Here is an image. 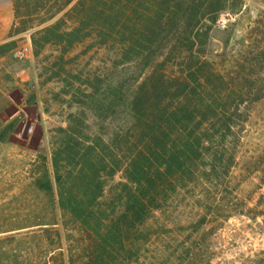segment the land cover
<instances>
[{
    "label": "rangeland",
    "instance_id": "obj_1",
    "mask_svg": "<svg viewBox=\"0 0 264 264\" xmlns=\"http://www.w3.org/2000/svg\"><path fill=\"white\" fill-rule=\"evenodd\" d=\"M65 1L12 0L19 15L13 28L25 29L21 32L31 37L33 29L58 20L62 31L75 28L80 18L70 12L74 0L64 5ZM224 12L231 17L219 25ZM196 27L191 52L173 50L168 56L167 48L158 60L168 56L164 71L180 78L189 65L207 61L222 78L220 97L239 95L231 105L238 116L228 138L230 167L219 177L200 173L199 180L180 185L167 205L138 226L143 237L135 240L122 264H264V0H208ZM90 40L75 42L66 51L63 43L48 45L32 57L37 79L28 97L34 100L22 109L13 106L0 113V254L8 256L0 264H94L92 236L70 221L48 224L55 216L59 219L58 211L34 185L43 157L50 168L58 128L67 126L70 114L81 108L75 101L76 88L91 90L88 83L69 77L73 85L63 93V79L68 74L89 81L106 79L118 58V50L108 46L86 49ZM258 90L262 91L257 99ZM14 98L19 102L21 93L15 91ZM85 110L88 132L104 138L114 132L113 123L98 125L93 112ZM204 161L208 165L209 156ZM123 180V170L106 178L102 198H111ZM204 213L206 223L198 228L196 221Z\"/></svg>",
    "mask_w": 264,
    "mask_h": 264
},
{
    "label": "trees",
    "instance_id": "obj_2",
    "mask_svg": "<svg viewBox=\"0 0 264 264\" xmlns=\"http://www.w3.org/2000/svg\"><path fill=\"white\" fill-rule=\"evenodd\" d=\"M207 1L74 0L70 12L80 18L75 28L61 31L60 20L44 28L43 43H63V51L87 37L88 50L95 46L118 50L106 79L89 81L75 74L63 79V93L73 85L69 77L88 83L91 90L76 88L75 101L81 108L57 130L51 169L43 157L34 179L47 204L59 214L48 224L63 220L82 227L92 236L94 264H122L135 240L143 237L138 226L167 205L180 185L199 180L200 173L219 177L230 167L228 138L238 116L231 105L239 95L220 97L222 78L207 61L189 65L182 78L164 71L173 50L194 48L198 17ZM14 9L17 18L16 5ZM31 39L33 46L39 45ZM167 48L169 55L158 60ZM261 91L255 92L257 99ZM87 108L96 124L113 123L114 132L107 138L88 132ZM120 170L124 180L111 198L103 199L106 178ZM207 215L196 221V227L205 225ZM2 253L0 262L8 257Z\"/></svg>",
    "mask_w": 264,
    "mask_h": 264
},
{
    "label": "crops",
    "instance_id": "obj_3",
    "mask_svg": "<svg viewBox=\"0 0 264 264\" xmlns=\"http://www.w3.org/2000/svg\"><path fill=\"white\" fill-rule=\"evenodd\" d=\"M50 23L33 29V31H36L32 37L29 32V42L31 45L29 54L22 62L11 63V60L14 59L12 57L13 48L27 40L24 36L26 31L17 32L13 28L16 23L12 0H0V113L3 112V108H13V106L22 109L34 100V96L28 97L29 87L33 83H36L37 79L35 69L31 66L32 57L38 56L42 52V49L48 45L59 44L53 40L43 43L41 39L47 33L44 28L50 25ZM22 37L24 38L23 40H21ZM31 38L39 41V45L33 46ZM40 75H42L41 72ZM15 91L21 93L19 102L14 98ZM37 99H39V96L36 97Z\"/></svg>",
    "mask_w": 264,
    "mask_h": 264
},
{
    "label": "built area",
    "instance_id": "obj_4",
    "mask_svg": "<svg viewBox=\"0 0 264 264\" xmlns=\"http://www.w3.org/2000/svg\"><path fill=\"white\" fill-rule=\"evenodd\" d=\"M230 17H231V15L229 12L222 13L219 20H218V24L224 25L225 23H227V21L230 19ZM29 35L30 34L28 32L24 33V36H25V38H27V40L24 41L23 43H20L19 45H17L16 47L13 48L12 57L14 59L22 61L29 54L30 49H31V45L29 42ZM46 264H54V263L47 262Z\"/></svg>",
    "mask_w": 264,
    "mask_h": 264
}]
</instances>
